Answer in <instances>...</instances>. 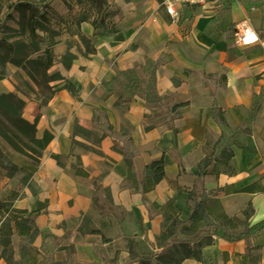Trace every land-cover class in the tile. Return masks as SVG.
<instances>
[{
    "label": "crops",
    "instance_id": "crops-1",
    "mask_svg": "<svg viewBox=\"0 0 264 264\" xmlns=\"http://www.w3.org/2000/svg\"><path fill=\"white\" fill-rule=\"evenodd\" d=\"M28 1L56 18L36 36L25 32L33 57L51 47L46 73L55 76L48 82L55 92L41 103L36 81L12 61L0 92H17L25 101L23 116H38L37 136L50 139L27 183L0 170V202L24 217L35 212L40 254L34 264L48 256L56 263L142 264L148 258L160 264L164 217L152 202L173 199L187 221L190 191L198 199L206 191L207 200H219L251 231L229 239L219 227L199 259L188 255L180 264H264V13L246 14L240 1L224 10L219 0H206L186 7L178 21L160 0H105L101 11L98 0ZM244 23L259 40L237 49L233 32ZM161 96L188 103L179 117L155 126L145 114ZM214 105L223 109L226 126L211 115ZM242 126L251 131L241 133ZM223 131L230 136L214 147ZM114 139L134 154L139 179L145 169L154 172L151 190L121 187L127 164ZM228 144L232 171L215 159L200 166L206 153L219 154ZM99 176L110 199L90 184ZM12 236L14 261L32 262L24 250L27 235ZM1 251L0 264H9Z\"/></svg>",
    "mask_w": 264,
    "mask_h": 264
},
{
    "label": "trees",
    "instance_id": "trees-1",
    "mask_svg": "<svg viewBox=\"0 0 264 264\" xmlns=\"http://www.w3.org/2000/svg\"><path fill=\"white\" fill-rule=\"evenodd\" d=\"M0 2L2 3V1ZM98 2L101 11L106 2L105 0H98ZM9 5L11 11L16 13L17 17L12 12H10V15L17 19L22 30H20L21 35L16 39L17 41H10L0 36V47L4 48L2 62L8 63L12 61L23 68L25 67L29 75L33 77L40 87V91L47 92V95L44 96L41 102L45 103L55 92L48 84L55 76H49L46 73L47 65L53 59L51 47L47 46L48 48L41 54L33 57V51L27 42L25 32L29 33L27 36H36V29L52 28L50 24L55 17L48 15L47 10L40 9L38 4L28 0L11 2ZM104 19L105 17H102V20ZM94 25L98 27L101 25V21L95 20ZM113 30V27L103 29L105 33H110ZM4 75V72L0 74V79L4 78ZM262 89H264V85ZM158 102L154 106H151L150 113L145 114V117L155 126L162 124L168 118L175 119L179 117L180 108L188 103V101H175L170 96H161ZM24 109L25 101L17 92H0V137L20 154V156H17L13 151L0 145V170L8 177L19 175L23 184L27 183L30 176L38 169L45 146L50 139V135L47 133L41 138L37 136L38 116L35 117L34 121L28 120L23 116ZM211 115H214L222 125L226 126V117L221 107L214 105ZM108 129L112 135L114 133L112 127L109 126ZM242 130L245 133L251 131L247 126H242ZM224 135L225 131H223L221 138L214 143V147ZM113 146L123 154V159L127 164V177L122 181L121 187L131 186L142 194L151 190L156 183L154 172L145 169L143 171V178L139 179L133 160L134 154L127 152L125 147L116 139H114ZM233 154L234 150L228 144L221 149L219 154L215 155L214 151L206 153L200 166H208L215 159L221 162L227 171H232L230 160ZM76 172L82 173V169L76 167ZM90 184L95 190L101 188L106 197L108 199L111 198V191L108 187H104L101 184L100 176L93 177ZM203 194L204 196L198 199L196 193L190 191V199L194 202V206L187 221H183L179 217V209L173 199L164 204L152 202V207L157 211L159 210L164 217L159 241L164 243L165 249L157 256L160 264H180L188 255L199 259L203 246L213 242L214 235L217 233L219 227H223L222 235L229 239L242 238L251 231L250 227L246 226L238 217L227 215L219 200H207L208 193L204 191ZM96 205L99 204L97 203ZM34 213V211H31L27 217H24L21 213H16L15 209L11 207V203L0 202V221H2L0 227V248L2 250L1 254L7 259L9 264H22L13 259L12 235L14 232H19L28 237L24 250L28 254V260L34 258L32 262L28 261V264H34L37 256L40 254L39 250L34 246V240L39 234ZM179 232L183 234V237H178ZM147 259L143 260L142 264H152ZM45 264L73 263L70 260L56 263L52 256H48Z\"/></svg>",
    "mask_w": 264,
    "mask_h": 264
},
{
    "label": "rangeland",
    "instance_id": "rangeland-1",
    "mask_svg": "<svg viewBox=\"0 0 264 264\" xmlns=\"http://www.w3.org/2000/svg\"><path fill=\"white\" fill-rule=\"evenodd\" d=\"M0 1H2V3L0 2V36H3L7 40H10V41H17L16 39L20 37L21 35L20 30H22V28L18 24L17 19H15L14 17L10 15L11 14L10 12L12 11H11V7L9 3H11V1L9 0H0ZM239 1L244 4L246 14L264 13V0H219L218 3H216V5L221 4L224 10L225 9L228 10L230 8V5L233 2H239ZM236 31L237 29L234 30L233 32V37H232L233 40L231 43L234 44V47L238 49L240 48V46L238 45L235 39ZM3 52H4V48L1 46L0 47V55H1L0 56V74H2L3 72L6 73V67L8 64V63L2 62L3 57H4ZM41 93H42L41 99L43 100L44 96L47 95V92L41 91ZM155 102L159 103L158 100H156ZM98 118L105 125L107 131H109L108 127L106 126L107 119L105 118V115L102 112H99ZM230 133L231 132H228L226 134L227 136L224 137V141L228 139V137L230 136ZM241 133H245V132L242 130ZM86 135H88L89 137H93V134L91 132L86 133ZM0 145L5 147L6 149H9L10 151H13L15 154H17V156H20L19 152L13 147H11L10 144L1 137H0ZM100 189H98L97 192H100L99 191Z\"/></svg>",
    "mask_w": 264,
    "mask_h": 264
},
{
    "label": "built area",
    "instance_id": "built-area-1",
    "mask_svg": "<svg viewBox=\"0 0 264 264\" xmlns=\"http://www.w3.org/2000/svg\"><path fill=\"white\" fill-rule=\"evenodd\" d=\"M166 13L171 15L174 20L180 21L186 7L196 4H204L206 0H160ZM235 39L238 45L251 46L258 42L259 36L254 27L248 23L236 27ZM249 37H252L251 39Z\"/></svg>",
    "mask_w": 264,
    "mask_h": 264
},
{
    "label": "snow or ice",
    "instance_id": "snow-or-ice-1",
    "mask_svg": "<svg viewBox=\"0 0 264 264\" xmlns=\"http://www.w3.org/2000/svg\"><path fill=\"white\" fill-rule=\"evenodd\" d=\"M250 39L252 38V37H249Z\"/></svg>",
    "mask_w": 264,
    "mask_h": 264
}]
</instances>
